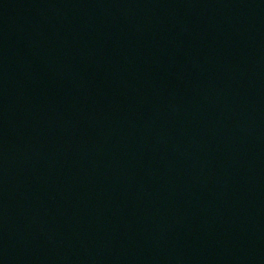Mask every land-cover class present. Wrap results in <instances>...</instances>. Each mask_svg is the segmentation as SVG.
<instances>
[{"label": "water", "instance_id": "obj_1", "mask_svg": "<svg viewBox=\"0 0 264 264\" xmlns=\"http://www.w3.org/2000/svg\"><path fill=\"white\" fill-rule=\"evenodd\" d=\"M0 264H264V0H0Z\"/></svg>", "mask_w": 264, "mask_h": 264}]
</instances>
